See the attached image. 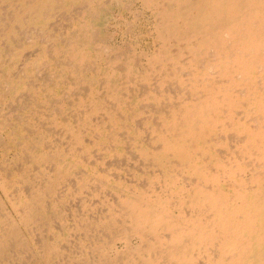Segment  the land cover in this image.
Returning a JSON list of instances; mask_svg holds the SVG:
<instances>
[{"label": "bare ground", "instance_id": "6f19581e", "mask_svg": "<svg viewBox=\"0 0 264 264\" xmlns=\"http://www.w3.org/2000/svg\"><path fill=\"white\" fill-rule=\"evenodd\" d=\"M0 152V264H264V0H0Z\"/></svg>", "mask_w": 264, "mask_h": 264}, {"label": "rangeland", "instance_id": "374dc122", "mask_svg": "<svg viewBox=\"0 0 264 264\" xmlns=\"http://www.w3.org/2000/svg\"><path fill=\"white\" fill-rule=\"evenodd\" d=\"M129 8H131L132 9V7H133V9H134V6H128ZM117 10H115L114 9V11L112 12V14L111 15H113L114 17H113V19H110V21H109V23L107 24V27H106V31H107V33L109 32V34H108V38H106V36H105V38L106 39H108V40H110V41H112V40H114V46L115 45H117V46H119V47H123V46H125L126 47V44H127V40H128V43H130L129 44V46L131 45V47L132 48H135V50L136 51H142L141 53H143V51H145V53L146 52H149L151 49H152V47L154 46V44L152 43L153 42V39L151 38L152 37V35H151V32L149 33V31H150V26H149V21L146 19V18H148L147 16H148V11L146 12V13H142L140 16L141 17H138V18H136L137 20H134V22L133 21H131V23H129L130 22V16H132V14H131V12L129 13V9H127L126 11H124V13H120L119 12V9L118 8H116ZM116 12H118V14L116 13ZM113 13H115V14H113ZM120 13V14H119ZM127 13V14H126ZM123 14V15H122ZM126 14V15H125ZM144 14V15H143ZM56 16H54V17H52L51 19H49L48 21H47V23H46V26L47 25H49V27H47V28H50V30L52 29L51 27H53V29L55 28V27H58L59 26V24H60V20H61V22H62V19H59L58 18V14H55ZM117 15H118V18H117ZM128 15V16H127ZM130 15V16H129ZM145 15H146V17H145ZM125 16V17H124ZM144 16V18H142ZM57 18V19H59V21L57 20V19H54V18ZM116 18V19H115ZM122 18V19H121ZM123 18H125V20L123 19ZM141 18V19H140ZM118 19V20H117ZM121 19V20H120ZM52 20H55V23L56 24H54V21H52ZM120 20V21H119ZM51 22V24H50V22ZM119 21V22H118ZM122 21H123V24H122ZM124 21H128V23L129 24H131V25H127L128 23H126L125 22V25H124ZM143 21H144V23H143ZM58 22V23H57ZM63 22H65V20H63ZM121 22V23H120ZM136 22V23H135ZM117 23V24H116ZM137 23H138V25H137ZM145 23L147 24V26H145ZM116 24V25H115ZM52 25V26H51ZM119 25H121V26H119ZM136 25H137V27H136ZM136 27V29H135V27ZM128 27V28H127ZM133 27V28H132ZM124 28H126V30H124ZM129 28H132L131 30L129 29ZM127 29H128V32H129V30H130V34L128 33V32H126L127 31ZM23 30H24V28H22V33H23ZM147 30H149V31H147ZM29 31H34L33 29H29V28H27V29H25L24 30V32H29ZM39 31V30H38ZM37 30H35L34 32H38ZM110 31H111V35H110ZM125 31V32H124ZM135 31H137V32H135ZM144 31H145V33H144ZM150 34H148L147 32ZM124 34H123V33ZM133 32H135L136 34H134ZM142 33V34H141ZM127 34V35H126ZM133 34V35H132ZM124 35V36H123ZM130 35H132V36H130ZM109 36L111 37V38H109ZM37 37V39L39 38V36L37 35H35V38ZM123 37V38H122ZM136 37V38H135ZM119 38H120V40H119ZM19 39H25V37L24 36H21L20 35V37H19ZM26 39H28V38H26ZM40 39V38H39ZM118 39V40H117ZM126 41H125V40ZM131 39H132V43H131ZM133 39H135V41H134V45H133ZM41 40V39H40ZM130 40V41H129ZM152 40V41H151ZM123 41H125L126 42V44L125 45H123L124 43H123ZM119 42H121V43H119ZM116 43V44H115ZM136 43V44H135ZM153 44V45H152ZM35 44H29L28 46H26V48H25V50L23 51V53H22V57H21V59L24 57L25 58V56L27 57L28 55H30V53L31 54H33L34 52H33V50L35 51V48H37L38 47V45H35ZM117 46H115V47H117ZM128 46V45H127ZM127 47V48H131V47ZM152 46V47H151ZM118 48V47H117ZM33 49V50H32ZM119 49V48H118ZM148 50V51H147ZM23 55H25V56H23ZM23 58V59H24ZM23 61V60H22ZM22 61H20V63L22 62ZM13 152L11 151V153L10 154H12ZM0 158H1V152H0ZM77 199H75V198H71V199H69V201H66L67 203H65L64 205H63V207L65 208L66 206V208H65V211L67 212L68 210H67V208H68V205H70V204H72V203H75V201H76Z\"/></svg>", "mask_w": 264, "mask_h": 264}]
</instances>
